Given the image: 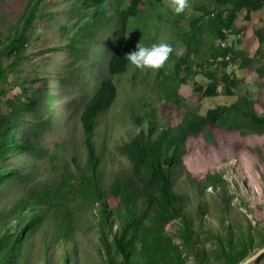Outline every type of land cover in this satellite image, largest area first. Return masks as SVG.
<instances>
[{"label":"rangeland","instance_id":"rangeland-1","mask_svg":"<svg viewBox=\"0 0 264 264\" xmlns=\"http://www.w3.org/2000/svg\"><path fill=\"white\" fill-rule=\"evenodd\" d=\"M260 2L236 11L226 52L213 60L235 0H187L180 13L171 0H143L125 24V1L0 0V264H241L264 246V123L249 112L264 120ZM120 33L127 53L139 41L172 51L157 69L129 62L111 78L117 97L97 118L91 156L80 113L110 77ZM208 85L217 95L203 96ZM196 115L208 122L171 141ZM139 133L177 152L169 171L180 205L171 213L139 196L129 226L110 186L133 177L123 146ZM148 172L134 177L141 193Z\"/></svg>","mask_w":264,"mask_h":264},{"label":"trees","instance_id":"trees-1","mask_svg":"<svg viewBox=\"0 0 264 264\" xmlns=\"http://www.w3.org/2000/svg\"><path fill=\"white\" fill-rule=\"evenodd\" d=\"M107 0H83V2H90L96 8L99 7L102 3ZM125 1L126 7L120 11V20L123 24L127 22L128 19L135 18L141 12V5H143V0H118ZM260 0H235V9L233 8L232 14L228 17L226 21L219 22L223 26L230 28L233 23L236 11L238 12L242 8H246L247 12H252L260 8ZM223 28V27H221ZM24 30L20 33V38L24 34ZM82 29H78L77 32L73 34V40H75L79 35H81ZM218 33V34H217ZM218 39H224V35L221 31H216ZM115 42L111 47L110 59L108 61V73L110 77L102 79L97 87L94 88L93 94L90 98L84 103L82 111L80 113V123L85 136L87 143V150L91 156L93 155L94 146L92 145V136L94 128L97 122L98 116L107 110L116 100L117 90L114 82L112 81L113 76L121 75L126 72L129 61L125 57L127 54V46L123 37V33L118 35ZM72 40V41H73ZM19 41V40H18ZM15 49H11L13 51ZM226 50H223L217 47V53L213 54L211 59L215 60L221 58ZM209 77V76H208ZM211 79V77H209ZM183 82V80L181 81ZM199 91L205 97H213L217 95L216 88L214 85H208L206 88H199ZM175 94V92L173 91ZM250 116L253 120H259L261 123H264L262 118L257 117L253 110H249ZM213 112H209V115ZM210 120V119H209ZM206 122L205 118L196 116H189L186 120L183 121V125L178 127V130L182 131L181 139H176L172 137L171 141L182 143L183 135H188L197 130V127L204 125ZM182 128V129H181ZM0 136H4L3 122L0 120ZM172 131L169 128H166V133L170 134ZM166 138H171L167 137ZM163 139V137H162ZM164 140V139H163ZM131 164H132V175L133 177L127 176L117 179L111 186L110 192L119 197L123 203L127 206L129 212V219L127 224L132 225L136 224L138 216L140 215L141 210L134 206L135 200L139 196H145L147 198V203L149 206H152L156 203L159 204V208H164L168 212H178L180 204V197L173 192L172 189V176L169 169L179 162L177 152L174 151L172 154H164L161 149V144L158 141H151L144 138V135L138 134L131 141L127 142L123 146ZM163 150H165L163 148ZM144 169L148 170V178L146 179L147 184L144 187L142 193L137 190V187L134 183V177L141 178V171ZM157 188L156 194L153 192L150 193V190ZM173 215L167 217V215L161 216L163 218V223L169 221ZM152 234H154L152 232ZM155 235V234H154ZM129 242L124 239H120L116 242V248L125 260L128 263V247ZM253 264H264V253L260 255Z\"/></svg>","mask_w":264,"mask_h":264},{"label":"clouds","instance_id":"clouds-1","mask_svg":"<svg viewBox=\"0 0 264 264\" xmlns=\"http://www.w3.org/2000/svg\"><path fill=\"white\" fill-rule=\"evenodd\" d=\"M170 6L175 13H180L187 6V0H171ZM171 51V45L163 41L152 43L150 46H145L139 41L125 57L138 68L157 69L167 59Z\"/></svg>","mask_w":264,"mask_h":264},{"label":"built area","instance_id":"built-area-1","mask_svg":"<svg viewBox=\"0 0 264 264\" xmlns=\"http://www.w3.org/2000/svg\"><path fill=\"white\" fill-rule=\"evenodd\" d=\"M212 16V15H211ZM221 32H222V34L224 35V37H227L228 35H229V33L231 32V28H222L221 29ZM220 42H219V47H221L222 49H226L227 48V45H226V40L225 39H220L219 40ZM224 59L225 60H228L229 58H228V56H226V57H224ZM220 60H221V58H220Z\"/></svg>","mask_w":264,"mask_h":264},{"label":"water","instance_id":"water-1","mask_svg":"<svg viewBox=\"0 0 264 264\" xmlns=\"http://www.w3.org/2000/svg\"><path fill=\"white\" fill-rule=\"evenodd\" d=\"M264 253V246L259 249L257 252H255L253 255H251L249 258H247L244 262H242L241 264H249L253 261H255L260 255H262Z\"/></svg>","mask_w":264,"mask_h":264}]
</instances>
